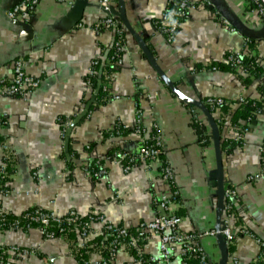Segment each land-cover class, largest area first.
I'll return each instance as SVG.
<instances>
[{"label":"crops","instance_id":"1","mask_svg":"<svg viewBox=\"0 0 264 264\" xmlns=\"http://www.w3.org/2000/svg\"><path fill=\"white\" fill-rule=\"evenodd\" d=\"M19 1L0 0V81L11 79L13 64L20 60L25 74L39 86L26 100L0 97V116L6 122L0 125V166L8 169L5 187L10 191L0 195V214L19 217L33 207L57 216L74 211L102 216L129 231L166 214L179 219L182 234L215 231L217 158L202 113L175 97L124 27L121 65L105 70L115 38L111 29L93 30L104 18L99 0H88L82 12L73 10L76 0H39L30 18L9 21L6 14ZM206 1L210 7L191 0L193 6L171 43L153 27L165 0L124 4L132 29L143 37L178 93L202 103H261L257 119L249 124L231 119L238 105L214 109L211 115L219 132L223 185L236 193L226 264H264L257 243L264 241V183L248 180L260 170L264 143V16L250 9L247 0ZM259 1L264 8V0ZM110 9L118 12L117 0L110 1ZM238 52L254 57L258 78L229 69L226 55ZM93 60L100 62L98 86L104 83L106 95L115 100L98 101V86L87 87ZM196 123L210 136L208 144ZM114 129L121 133L112 134ZM153 133L160 139L162 165H139L126 173L106 157L115 151L136 153ZM239 134L242 139L236 141ZM73 152L80 155L77 160ZM63 155L73 160L71 168ZM90 160L103 165L104 177L93 180L83 171ZM163 165L172 172L170 182L162 178ZM101 229V223L93 222L84 240L78 234L45 240L37 229L8 230L0 234V249L30 251L25 257H11V264H98L108 253ZM197 244L208 264H218L222 248L216 237L204 236ZM158 247V237L148 233L140 248L144 255L155 256ZM180 248L176 246L169 264H181ZM111 264L141 263L122 245Z\"/></svg>","mask_w":264,"mask_h":264},{"label":"built area","instance_id":"2","mask_svg":"<svg viewBox=\"0 0 264 264\" xmlns=\"http://www.w3.org/2000/svg\"><path fill=\"white\" fill-rule=\"evenodd\" d=\"M111 0H99L100 9L104 13V18L99 20L93 27L96 33L101 32L104 29H111L114 34L115 41L112 45L111 57L107 59L106 65L112 67L113 65H121V56L124 51V40L122 39L123 30L118 27V22L111 14L110 9ZM252 2L256 8L254 12L261 18L264 16V8L259 0H247ZM165 9L157 21L153 23V27L156 32L163 35L168 43H171L177 34L179 25L188 16L189 9L193 6L191 0H165ZM200 4L210 7V3L206 0H199ZM39 0H21L15 4L6 14V18L9 21H21L30 18L37 9ZM244 54L241 52L232 53L226 59L227 63H230L234 70L242 71V60ZM100 66L99 60H93L91 62L89 72L87 73L86 85L93 88V79L96 78L97 68ZM39 86V81L27 76L23 70V66L20 60H17L13 64L12 77L9 81H0V97H15L26 100L27 97L35 91ZM102 94L105 99L115 100L116 97L108 96L107 87L105 84L100 85ZM244 102V99L228 104L221 99H207L203 105L209 106L211 109H219L223 106L239 105ZM137 130L140 125V116L137 115ZM5 116H0V125H4ZM244 129H242V132ZM112 132L120 134L118 130ZM242 135V134H241ZM240 134L236 141H241L242 136ZM261 153V167L260 170L249 177V181H262L264 183V143L260 149ZM163 155L160 139L158 135L153 134L148 139L143 140L139 150L134 154L125 153L122 151H115L111 158L115 163H120L124 172H129L139 165L148 166L150 164H161V156ZM162 165V164H161ZM94 168H89L88 164H85L82 169L93 180H98L104 177L105 171L103 165L98 162L94 165ZM162 178L170 182L172 179V172L167 166H162ZM9 173L5 165L0 166V182L7 179ZM10 191L4 195H8ZM236 202V193L232 188H224V200L221 216V229L220 233L228 247L232 240V234L230 229V221L233 214V207ZM160 207L163 211L166 209V202L161 203ZM42 209V208H41ZM80 215L72 211L64 216H57L55 213L48 211V213H42L36 210L33 213H26L23 219L27 220V230L37 229L41 233L43 239H55V234H59L60 237H66L71 231H74L78 236L84 240L90 234V225L94 222L102 224L100 232L101 237L107 244V255L110 257L108 260L103 259L98 264H111L112 258L115 255L117 249L126 245L129 247L139 263L145 264H169L170 260L175 254L176 246H180V255L182 257L181 264H188L186 262L187 254H193L198 264H208L204 252L198 246L197 241L204 236H216V231H211L203 235H185L182 234L177 225L179 219L175 216L158 215L149 223H141L132 234L128 229L119 226H114L109 222H105L102 216H95L88 214L87 221L83 222ZM30 223H37L39 227L29 228ZM55 227L56 231H51L50 228ZM20 230V228H18ZM152 233L159 239L158 253L155 256H146L141 251V244L144 242L146 234ZM257 243L264 250V241L257 239ZM1 250V249H0ZM2 256L0 257V264H11V257L17 258L25 257L30 254V251L20 248H10V250L2 249ZM264 253V252H263Z\"/></svg>","mask_w":264,"mask_h":264},{"label":"trees","instance_id":"3","mask_svg":"<svg viewBox=\"0 0 264 264\" xmlns=\"http://www.w3.org/2000/svg\"><path fill=\"white\" fill-rule=\"evenodd\" d=\"M249 8L250 9H255L256 6L252 3V2H249ZM118 22V27L120 29L123 30V26L121 25L120 21H118L117 18H115ZM157 21V20H156ZM126 32V31H125ZM125 38V33L124 31L122 32V39L124 40ZM115 41V40H114ZM252 44V41L250 42ZM111 54H112V51H111ZM232 53H229L226 55V59L229 55H231ZM229 69H231L232 71H235L234 68L231 66L230 63H227ZM104 67H105V70L107 72H110L112 69L111 67H109L108 65L104 64ZM99 68V67H98ZM97 68V69H98ZM212 69H216L215 67H213ZM242 71L247 73L248 76H253V78H258L259 74H260V69H259V65L255 62L254 60V57H246L245 55L243 56V60H242ZM102 78H100L101 80ZM249 77H247L245 79V84L249 81ZM98 78H94L93 79V88H96L98 86ZM98 92H99V95H98V101H104V95L102 94V90H101V87L98 86ZM205 102V100L203 101V103ZM227 102L228 104H232L233 102H229V101H225ZM207 110L213 114V110L214 109H211L209 106L207 105H204ZM230 107V106H229ZM227 108V106H223L219 109H225ZM262 109V106H261V103L259 102H256V101H252V100H244L243 103L239 104L237 106V108L232 111L231 115H232V120L234 122H237V121H241V122H244L246 124H249V123H252L253 121H255L257 119V115L260 113ZM198 123H196L197 125ZM196 129L198 130V132L201 134V137H202V140L204 141L205 144H208L209 142V137L203 135V130H204V127H202L201 125H197ZM112 134L114 132H111ZM154 134V133H153ZM69 153H70V150H69ZM114 152H111V153H108L106 157H108L109 159L111 158L112 154ZM79 154H77L76 152H73V157L75 160H77L79 158ZM63 158L66 162V165L68 167H72L73 165V160H69L68 156L66 155H63ZM86 164H88L89 168H94L95 166V161H88ZM7 182V179L3 180L0 182V195H4L6 192L9 191V189H7V187H5V184ZM36 210H39L40 212L42 213H48L47 210L45 209H41L39 207H33V208H30L28 209L27 211H25L21 216L19 217H14V216H10L9 214H0V234H2L3 232L5 231H8V230H18V228H20V230L22 231H26L28 228H27V225L29 224V222L25 219H23V216L26 214V213H33L35 212ZM87 216V215H86ZM86 216H79L80 219L83 221V222H86L87 221V217ZM39 227V225L37 223H30L29 225V228H37ZM51 231H56V228L55 227H51L50 228ZM135 231L134 230H131L130 232L133 234ZM76 233L74 231H71L67 234L66 237H72L73 235H75ZM54 238H60V235L59 234H55ZM142 245V244H141ZM262 252H264V250L262 249ZM2 256V252L0 250V257ZM110 257L105 255V259H109ZM186 262L188 264H198V261L195 259L194 255L193 254H187L186 256ZM142 264H145V263H142Z\"/></svg>","mask_w":264,"mask_h":264},{"label":"water","instance_id":"4","mask_svg":"<svg viewBox=\"0 0 264 264\" xmlns=\"http://www.w3.org/2000/svg\"><path fill=\"white\" fill-rule=\"evenodd\" d=\"M118 2V12H111V14L117 18L121 23L124 29L135 39L138 46L146 56V58L149 60L150 64L152 65L153 69L157 72L159 77L164 81L166 86L169 88V90L175 95V97L181 102L186 105H190L198 109L202 115L205 117L209 128L211 130V140L215 147L216 152V158H217V207H216V223H215V231H216V238L219 241L222 252H221V258L218 261V264H226L228 261V248L225 244V241L220 233L221 229V211L223 208V200H224V185H223V173H222V167H221V149H220V139H219V132L217 125L211 115V113L207 110V108L203 105L201 101H195L192 99H189L182 94L178 93L174 87L169 83L167 77L160 71V69L155 64L152 54L147 49L143 37H140L137 35V33L132 29L131 25L129 24L126 14H125V4L124 0H117ZM88 0H76V2L73 4L72 8L75 11L82 12L84 8L87 6ZM89 107H87L88 109ZM85 113V112H84ZM83 113V114H84ZM67 142V140H66Z\"/></svg>","mask_w":264,"mask_h":264}]
</instances>
